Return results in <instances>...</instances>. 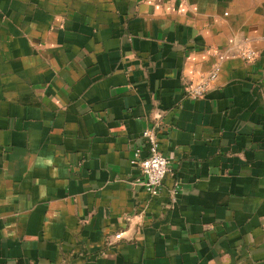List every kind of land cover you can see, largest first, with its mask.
Here are the masks:
<instances>
[{
    "label": "crops",
    "instance_id": "obj_1",
    "mask_svg": "<svg viewBox=\"0 0 264 264\" xmlns=\"http://www.w3.org/2000/svg\"><path fill=\"white\" fill-rule=\"evenodd\" d=\"M0 264H264V0H0Z\"/></svg>",
    "mask_w": 264,
    "mask_h": 264
},
{
    "label": "built area",
    "instance_id": "obj_2",
    "mask_svg": "<svg viewBox=\"0 0 264 264\" xmlns=\"http://www.w3.org/2000/svg\"><path fill=\"white\" fill-rule=\"evenodd\" d=\"M239 56L246 60L252 61L256 57V51L249 47L243 46L238 49ZM218 69L215 68L206 78L195 83L188 84L184 87L186 96L197 99L201 98L208 85L215 79ZM140 139L147 147V153L141 157L138 151L133 153V162H135L144 177L143 185L150 196L157 195L162 184V179L169 171V158L161 151L159 143L158 130L154 126H146L140 133ZM121 233H116L115 238H120Z\"/></svg>",
    "mask_w": 264,
    "mask_h": 264
}]
</instances>
